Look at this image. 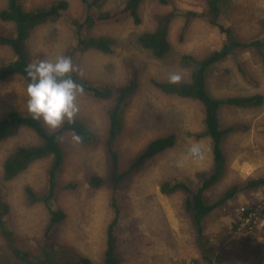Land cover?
Segmentation results:
<instances>
[{
  "label": "rangeland",
  "instance_id": "374dc122",
  "mask_svg": "<svg viewBox=\"0 0 264 264\" xmlns=\"http://www.w3.org/2000/svg\"><path fill=\"white\" fill-rule=\"evenodd\" d=\"M52 1L55 0L23 3L25 8L32 9ZM66 1L67 9L55 21L37 26L30 34L27 48L32 64L41 60L54 62L58 56L69 57L76 62L78 74L85 81L109 86L114 94L126 84L131 70L138 74V89L124 108L123 128L114 144L120 154L121 170L157 135L173 133L176 145L146 160L135 174L112 188L106 135L107 112L114 97L101 99L83 92L78 94L75 101L78 111L72 119L92 129L97 142L85 145L75 140L70 131L61 134L64 161L55 196L49 203L51 209L63 210L65 218L46 237L48 209L40 200L30 202L25 188L37 196L47 194L50 159L38 160L14 179L4 180L5 158L17 148L39 144L40 139L31 129L22 128L0 142V195L9 207L5 226L13 233L15 243L12 245L0 232V264H65L80 257L99 262L105 249L107 226L115 216V204L120 209L115 235L123 264H206L201 260L195 230L184 211L185 193L178 190L165 195L159 189L161 183L174 178H185L196 188L199 182L196 173L211 168L210 139L197 137L204 131L203 106L197 100L163 94L151 81H170L173 74L180 76L179 81H188L190 70L178 63L179 57L184 53L196 58L205 56L221 47L224 34L207 21L210 15L205 0H169L167 4L161 0H142L139 25L128 17L98 24L87 32L88 36L110 38L112 53L94 49L73 51L77 38L73 22H82L86 9L82 0ZM122 4L123 0H104L101 10L120 8ZM5 6L6 0H0V11ZM220 8L218 22L230 27L238 38L246 41L264 37V0H221ZM172 11H195L204 16L192 19L182 31L185 19L178 14L169 30L171 50L166 57L156 59L139 45L137 37L144 31H153L159 17ZM13 28L11 22L0 19V29ZM233 57L218 62L207 72L210 94L218 98L264 95V70L258 53L251 49L237 50ZM13 58L12 49L0 45V61ZM238 63H242L248 79L239 73ZM27 85L19 74L0 80V119L10 110L27 112ZM219 120L222 128L235 126L236 130L224 140L226 167L221 180L208 192L211 201L234 182L264 177V103L247 109L223 105ZM44 124L49 130L57 129ZM193 146L199 148L197 154L190 151ZM91 174L103 178L99 188L86 183ZM261 200L264 186L238 194L206 218L209 243L220 256L216 264H264V215L260 213L264 207L258 206ZM251 204L255 206L250 219H244L235 228V223L241 220L240 212ZM23 251L29 255L18 253Z\"/></svg>",
  "mask_w": 264,
  "mask_h": 264
},
{
  "label": "trees",
  "instance_id": "16d2710c",
  "mask_svg": "<svg viewBox=\"0 0 264 264\" xmlns=\"http://www.w3.org/2000/svg\"><path fill=\"white\" fill-rule=\"evenodd\" d=\"M99 1L101 0H82L86 13L82 22H73L77 35L76 46L72 49L73 51L77 49L84 52L89 49H94L104 54H110L112 53L113 43L110 38L88 36L87 32L98 24L115 23L128 17L132 19L135 25L141 23L138 9L142 0H123L120 8L106 11L101 10V5L104 0L100 3ZM23 2L24 0H6L5 8L0 11V19L5 22H11L14 25L11 31L0 29V45L10 47L14 53L12 60L0 61V80L10 75L19 74L29 83L26 67L32 64L27 48V40L30 34L37 26L55 21L68 7L66 0H55L46 6L32 9L25 8ZM161 2L167 4L169 0H161ZM220 2L221 0H205L210 15L209 18H206L207 21L211 25L217 26L220 33L225 36L221 47L210 51L201 58H196L186 53L179 57L178 63L182 67L190 70L188 81H178L175 83L170 81H151L153 86L163 94L197 100L203 106L204 131L197 134V137H208L210 139L209 147L213 160L211 168L206 172L196 173L199 176V182H197L196 188L186 181L185 178H174L173 180L161 183L159 189L165 195L172 194L178 190H182L185 193L184 211L188 215L190 223L195 230L196 245L200 251L201 260L206 264H216L220 257L210 245L209 238L205 232L204 225L206 218L216 208L235 198L238 194L255 191L264 186V177L248 178L244 181L234 182L228 186L222 195L214 201H211L208 195L211 188L221 180L225 171L227 157L224 149V140L228 134L236 130L235 126L221 127L219 120L221 106L227 105L247 109L257 108L264 103V95L262 93L218 98L211 95L208 91L207 72L218 62L233 57L237 50H254L261 58L264 70V37L245 41L238 38L230 27L219 23L218 18L221 15ZM180 13L185 19L182 31L187 29L192 19L204 16L203 13L195 11H172L163 14L157 20L156 27L153 31H144L138 35L137 42L139 45L149 50L156 59L166 57L171 50V43L169 41L171 22ZM71 61L75 69V71L70 73L71 78L82 86L83 93L101 99H107L111 96L114 97L113 106L107 112L108 129L106 135V151L110 160L109 173L112 188L119 187L122 181L130 174H135L141 164L146 160L174 147L176 145V136L173 133L157 135L135 155L134 160L125 170H121L120 154L114 148V144L123 128L124 108L128 106L138 89V74L131 70L126 84L114 94L112 88L109 86H98L85 81L78 74L76 62L74 60ZM237 66L241 76L248 79L245 76L242 63H238ZM22 128L31 129L40 139V143L17 148L9 154L2 163V179H14L34 162L42 159H50L47 170V194L37 196L31 189L28 187L25 188V193L30 202L40 200L48 209L50 220L45 229V236L47 237L54 226L65 218L63 210H53L49 203V200L55 196L57 177L62 171L64 161V149L60 142L61 134L70 131L75 137H79L78 141L85 145H94L97 142V136L92 129L77 119H71L70 121L66 119L57 129L49 130L42 120L32 119L28 111L10 110L0 119V142L15 135ZM86 183L92 188H99L103 184V178L97 174H91L86 178ZM114 206L115 216L106 229L105 249L101 260L95 263L89 258L80 257L75 261H67L65 264H77L78 262H84L85 264H123V259L118 253L117 248L118 238L115 235L120 209L117 204ZM254 206L255 204L245 206L240 212L241 220L235 223V228L244 219H250ZM8 209V205L1 200L0 195V232L6 238L10 239L9 242L12 245H15L14 237L12 236L13 233L5 226ZM260 213L264 215V209ZM52 247H55V245H52ZM18 253H23L24 257L29 255L28 252L24 251ZM48 254L49 252L45 253L46 256ZM193 264L198 263L193 262Z\"/></svg>",
  "mask_w": 264,
  "mask_h": 264
},
{
  "label": "clouds",
  "instance_id": "9594fccd",
  "mask_svg": "<svg viewBox=\"0 0 264 264\" xmlns=\"http://www.w3.org/2000/svg\"><path fill=\"white\" fill-rule=\"evenodd\" d=\"M75 71L71 58L58 56L55 61L41 60L26 67L29 83L26 88L27 111L34 120H42L51 128L61 125L64 120H71L78 111L76 97L83 92L70 73ZM170 82H178L180 76L173 74ZM79 140V137H74ZM193 154L199 148L193 146Z\"/></svg>",
  "mask_w": 264,
  "mask_h": 264
},
{
  "label": "built area",
  "instance_id": "2783aa9c",
  "mask_svg": "<svg viewBox=\"0 0 264 264\" xmlns=\"http://www.w3.org/2000/svg\"><path fill=\"white\" fill-rule=\"evenodd\" d=\"M259 207H261V208H263L264 207V200H261L260 202H259V205H258Z\"/></svg>",
  "mask_w": 264,
  "mask_h": 264
},
{
  "label": "water",
  "instance_id": "95a60500",
  "mask_svg": "<svg viewBox=\"0 0 264 264\" xmlns=\"http://www.w3.org/2000/svg\"><path fill=\"white\" fill-rule=\"evenodd\" d=\"M77 264H85L84 262H78Z\"/></svg>",
  "mask_w": 264,
  "mask_h": 264
},
{
  "label": "bare ground",
  "instance_id": "6f19581e",
  "mask_svg": "<svg viewBox=\"0 0 264 264\" xmlns=\"http://www.w3.org/2000/svg\"><path fill=\"white\" fill-rule=\"evenodd\" d=\"M254 5V4H253ZM244 8V7H243ZM252 9V8H251ZM240 24V23H239ZM246 24V23H245ZM243 160V159H242ZM255 220V219H254ZM259 244V243H258ZM260 245V244H259ZM261 249V248H260ZM259 251V250H258ZM263 259V258H262Z\"/></svg>",
  "mask_w": 264,
  "mask_h": 264
}]
</instances>
